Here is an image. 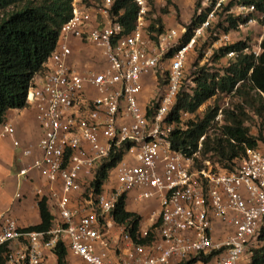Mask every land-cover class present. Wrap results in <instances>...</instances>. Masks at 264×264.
Masks as SVG:
<instances>
[{
	"label": "built area",
	"instance_id": "2783aa9c",
	"mask_svg": "<svg viewBox=\"0 0 264 264\" xmlns=\"http://www.w3.org/2000/svg\"><path fill=\"white\" fill-rule=\"evenodd\" d=\"M136 1L137 20L127 32L112 11L115 0L96 5L73 0L72 17L27 92L25 107L36 111L40 138L25 146L13 138L21 148L15 199L24 198L25 180L45 181L35 195L50 202L51 226L23 228L9 211L0 212V246L6 248L0 264H58L53 258L59 242L86 264H252L264 225V142L247 147L229 168L201 158L200 151L187 156L173 149V131L187 126L168 117L192 59L204 63L220 48L242 41V50L231 49L222 58L229 64L240 54L258 59L264 24L258 40L236 34L258 22L259 11L238 0H199L196 16L204 12L206 17L181 45L188 27L151 31L150 4ZM250 13L246 22L225 30L229 15ZM77 43L98 51L96 64L75 60ZM148 78L157 82L151 98L145 95ZM222 115L220 108L216 119ZM15 132L11 122L1 123L0 139ZM121 150L122 158L98 190L100 166ZM122 196L126 202H155L150 223L137 229L140 238L152 233L149 242H136L117 221ZM217 221L228 230L219 232Z\"/></svg>",
	"mask_w": 264,
	"mask_h": 264
},
{
	"label": "trees",
	"instance_id": "16d2710c",
	"mask_svg": "<svg viewBox=\"0 0 264 264\" xmlns=\"http://www.w3.org/2000/svg\"><path fill=\"white\" fill-rule=\"evenodd\" d=\"M238 2L254 4L259 13L263 14L264 24V0H238ZM196 7H199V2ZM72 9L73 0H0V125L10 109L26 106L28 89L34 77L44 71V63L55 50L63 25L72 17ZM112 11L117 20L125 25L127 32L134 28L139 12L136 0H115ZM252 14L250 13L246 18L242 16L234 18L232 14L229 15L227 19L230 25L225 26V30L237 27L239 22H246ZM205 17L204 12L200 16H196L195 13L192 22L187 26L181 45L188 42L194 27ZM219 25L222 26V23ZM150 29L158 34L163 32L162 18L151 23ZM245 46L246 43L243 41L224 46L214 53V58L218 60L224 57L227 51L242 50ZM262 48L263 51L258 59L254 55L240 54L235 62H231L223 69L222 73L210 71L205 66V61L204 63H200L198 59L193 63L190 61L177 102L168 117L179 125L182 123L181 112L195 113L206 101L221 93H244V87L250 83L251 88L260 94L261 103L256 106L253 101H249L248 94L244 93L246 102L255 108L252 113L260 121L258 133L250 134L251 128L245 123L252 113L238 106V111L225 109V122L221 125L220 134L211 137L208 131L220 109V105L216 104L208 107L203 117L188 121L186 129H181L179 126L173 131L170 138L173 149L182 151L187 156H193L195 152L200 151V155L204 158L207 156L216 158L223 165L233 168L246 155L247 147L254 148L260 141L264 142V98L259 92H264V37ZM173 52L174 49L168 54L172 55ZM189 68L194 69L193 73L188 71ZM159 77L161 85H165L166 78L161 74ZM187 82L191 85L188 86ZM202 136L205 138L199 150ZM123 153V150L112 153L110 159L100 166L95 181L98 190L108 177L110 169L122 158ZM125 197L122 196L117 204L115 211L117 221L126 225L136 242H149L152 233L147 238L137 237V229L143 223V216L129 210ZM38 204L41 222L29 228L47 230L52 221L49 204L46 199L39 201ZM259 240L261 244L253 249L252 264H264V225L259 233ZM5 249V246H0V263L3 262ZM55 252L58 264H68L67 250L61 242L57 244Z\"/></svg>",
	"mask_w": 264,
	"mask_h": 264
},
{
	"label": "rangeland",
	"instance_id": "374dc122",
	"mask_svg": "<svg viewBox=\"0 0 264 264\" xmlns=\"http://www.w3.org/2000/svg\"><path fill=\"white\" fill-rule=\"evenodd\" d=\"M87 4H93L96 5V3L101 2V0H84ZM171 3H169V0H149L150 4V12L146 16V18H149L151 20V23H155V20L158 18H162L164 23V31L169 28H180V26H188L192 22V18L196 13V6L198 0H170ZM165 9H167V12H165ZM257 16L258 22L254 23L251 27H244L240 33L236 34L238 38L245 37L252 35L257 40L260 38V36L263 33V16L262 13L258 14ZM88 51V57L84 61L89 62L90 65L96 64L95 56L97 57L98 51L94 49L91 46H87ZM170 55H166V59L169 58ZM165 59V60H166ZM205 66L208 67V69L212 72H223V69L225 67H228L230 64L226 61L225 58H220L216 60L214 58V55L208 57L207 59H204ZM194 62V59H192V63ZM203 65V64H201ZM194 68V66H193ZM189 68L188 71L190 73H193L194 69ZM159 75V73H158ZM156 80L152 78L147 79V84L145 87V95L149 98L155 95L154 91H156ZM187 85L190 86L191 84L187 82ZM244 93L248 94L249 101H253L256 106L260 105V94L256 92V90L251 88L250 83L244 87ZM244 93L239 92H232V93H221L213 98L206 101L195 113H188L183 114L182 117V123L185 126L186 123L190 120H197L199 117H203L206 109L210 106H214L216 104L220 105V108L223 109V115L222 120H217L215 118L214 123L212 124L211 128L208 131V134L211 135V137H214L216 135L220 134L221 131V125L225 122V109H235L238 111L237 107L241 106L243 108H246L249 113L251 114L255 109L250 104H248L245 100L246 95ZM148 99V98H147ZM248 120L245 121L246 124H249L250 126V134L254 135L255 133H258L260 121L257 119L255 114H251ZM21 148H18V152ZM211 155V153H209ZM201 158H204L202 155L199 154ZM216 159V158H214ZM15 169L19 170L21 165L18 160H15ZM130 208L131 211H134L136 213H139L143 216V225H148L150 223V211L155 206V202L153 201H144V202H136L133 199L130 200ZM136 210H133L135 209ZM81 260V259H80ZM82 261V260H81ZM82 264H86L82 261Z\"/></svg>",
	"mask_w": 264,
	"mask_h": 264
},
{
	"label": "crops",
	"instance_id": "0c3cea01",
	"mask_svg": "<svg viewBox=\"0 0 264 264\" xmlns=\"http://www.w3.org/2000/svg\"><path fill=\"white\" fill-rule=\"evenodd\" d=\"M76 47L78 50L75 60L83 66L90 65L89 62L84 61L86 58H91L87 55V46L77 43ZM95 58L97 59L96 56ZM36 80H39V78ZM5 120L15 126L16 132L14 137L0 139V212L9 211L19 221L21 227L30 229V226L41 222L39 201L36 198L35 189L38 186L45 185V181L40 178L31 182L25 180L22 183V188L25 192L24 198L15 199L20 180L18 177L19 170L15 169V160H18L21 149L18 152V148L13 144V138L20 140L24 146L34 144L39 140L41 131L36 118V111L32 108L10 109L5 115ZM48 204L50 207V202ZM128 207H131L130 201H128ZM136 208L133 210H136ZM216 225L219 232L228 230V227L221 221H217ZM53 261H57V256L53 258ZM67 261L68 264H82L80 258L71 253H67Z\"/></svg>",
	"mask_w": 264,
	"mask_h": 264
}]
</instances>
